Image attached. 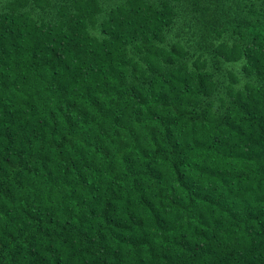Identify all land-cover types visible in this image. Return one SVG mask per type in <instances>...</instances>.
<instances>
[{"label":"trees","instance_id":"1","mask_svg":"<svg viewBox=\"0 0 264 264\" xmlns=\"http://www.w3.org/2000/svg\"><path fill=\"white\" fill-rule=\"evenodd\" d=\"M0 264H264V0H0Z\"/></svg>","mask_w":264,"mask_h":264}]
</instances>
